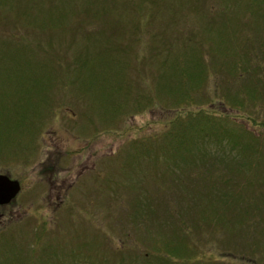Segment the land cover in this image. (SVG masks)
<instances>
[{
    "label": "rangeland",
    "instance_id": "374dc122",
    "mask_svg": "<svg viewBox=\"0 0 264 264\" xmlns=\"http://www.w3.org/2000/svg\"><path fill=\"white\" fill-rule=\"evenodd\" d=\"M69 1L52 0L51 5V0H14L10 5H0V55L8 49V43L13 44L10 41H17V36L22 35L36 48L42 45L49 50L41 51L43 57L50 53L55 56L52 83H46L50 95L43 103L49 107L44 109L43 116L36 120L34 117V125L30 123L37 105L35 96L43 90V82H39L48 75L46 69L38 66L27 72L28 79L20 93V96L24 94L23 102L21 99L15 101L17 114L11 116L8 125L11 133L9 129L7 132L0 130V157H3L0 173L21 180L23 184L19 197L0 206V264H145L143 256L149 248V232H161L162 229L156 226L154 215L147 212L145 218L138 219L132 214L133 201L140 197V188L154 193L153 199L162 204V197H174L175 193L184 196L188 192L183 191L184 187L177 189L169 178L171 171L177 172L174 162L163 158H160L164 160L161 164H157L160 162L156 159L152 163L124 160L132 139H151L152 143L160 139L170 116L168 103L155 95L157 106L150 105L139 112L131 110L130 114L119 117L128 112L127 100L133 99L135 92L142 94L145 91L149 96L161 83L169 80L176 68L175 52L182 58L181 71L185 79L186 67L188 71L192 69L190 53L177 50L192 41L185 36L190 33L184 35L182 32L195 27L199 35H204L210 16L212 19L216 16L218 23L223 21L222 11L226 4L224 0ZM235 2L242 5V12L237 16L246 14L244 21L247 18V23L255 24L253 16L245 11L250 0H233L232 3ZM62 7L67 10L63 27L57 23V28L49 31L42 25L39 27L36 21L44 20L41 14L46 22L56 21ZM225 18L233 17L229 14ZM229 22L234 23L235 19ZM251 25L247 27L249 33L253 28ZM97 29L106 33L105 38L113 42L112 48L98 54L94 71H84L85 82L75 89L63 82L69 75H64L66 67H73L76 51L86 47L84 34L87 30ZM49 39L54 49L49 48ZM96 43L93 41L92 48ZM205 43L208 46L211 41L206 39ZM92 51L96 52L95 49ZM219 60L217 54L214 61L218 63ZM196 68L205 80V66L197 65ZM198 95H194L196 99H199ZM205 104L217 114L235 113L220 102ZM244 113L264 122V104L251 105ZM113 116L117 119L111 122ZM241 122L239 118L225 122V125L240 129ZM17 124L21 129H17L15 135L12 130ZM249 125L254 130L253 125ZM255 131L262 138L260 148L264 154V126L256 127ZM228 134L233 141L245 140L242 135L246 134L231 130ZM210 146L211 161L203 162L205 168L221 171V175H215L219 182L211 187V192H215L213 195L218 197L217 194L227 188L242 193L246 199H257L251 196L262 191L260 199L264 200V156L261 169L252 173L243 167L235 168L233 160L239 158V152L227 139L223 144ZM207 147L200 150L209 158ZM203 152L199 155L204 157ZM188 155L191 157L192 152ZM202 167V162H191L184 169ZM161 177L164 181H160ZM201 182L199 189L209 188L204 180ZM191 184L186 186L189 188ZM218 204L215 213L221 211L219 201ZM164 214L163 211L159 215ZM214 216L215 224L219 225L221 215ZM219 234L206 229L192 242L199 243L205 255H214L216 264H231L225 263L220 256ZM226 236L224 232L222 240ZM5 239L13 241L6 244L2 241ZM204 254L205 261L209 260ZM236 255L249 259L250 264H264V252L260 249L254 254L245 251ZM232 260V264H247L240 259Z\"/></svg>",
    "mask_w": 264,
    "mask_h": 264
},
{
    "label": "trees",
    "instance_id": "16d2710c",
    "mask_svg": "<svg viewBox=\"0 0 264 264\" xmlns=\"http://www.w3.org/2000/svg\"><path fill=\"white\" fill-rule=\"evenodd\" d=\"M12 1L14 0H0V5H10ZM224 1L226 5L222 11V22L218 23L216 16L214 19L210 16L207 20L210 23L206 27L204 35H199L197 33L198 28L196 30L195 27L190 28L189 32H182L184 35L190 33V35L185 36L192 41L181 50H177L182 53L186 50L187 53H190L192 69L188 71V67H186V80L182 78V58L173 51L175 52L176 68L174 74L169 75V80L161 83L160 87L156 89L157 91H154L156 94L153 93L148 96L145 91L142 94L134 91V98H129L127 100L128 104L126 102L129 107L126 108L128 112L131 110L139 112V110L148 109L150 105L157 106L154 101L156 95L163 98L164 103H168L171 117L169 116V119L165 121L167 128L164 125L162 130L165 131L156 142L152 143L150 142L151 139L148 141L144 138L132 139L130 149L125 153L124 160L132 159L152 163L156 159L157 162H160L157 164H161L164 160L174 162L177 168L175 171L177 172L171 171L169 178L177 189H179L178 187H181V189L184 187L183 191L188 192L184 196H181L180 193H173L174 197H162L161 202L164 206L158 200L153 199L154 193L149 192V194L148 191L140 188V197H135L133 201L134 212L132 214L140 219V217L145 218L144 214L148 212L155 216L156 226L162 229L161 232H149L150 236L147 239L149 248L143 256L145 264L151 262H157L158 264H216L217 259L214 258V255H205L204 252H201L199 243L192 242V240H195L196 235L200 236L206 229L210 232H220L219 238L222 246L220 256L223 257L225 263L230 262L232 264V259L236 258L250 264L249 259L237 257L236 254L245 251L254 254L258 249L264 252V200L260 199L263 192L251 196L257 197V199H246V196L242 193H235L232 189L226 188L217 194L218 197H215L213 195L215 192H211V187L219 182L215 175L221 173V171H210L205 168L206 164L203 163H207L208 160L211 161L210 145L223 144V140L227 139L239 152V158L236 157L233 160L235 168L243 167L245 171L255 173L263 165L262 157L264 154L260 148L262 138L255 129L258 126L263 127L264 122H258L251 114H245L244 112L249 111L251 105L257 107L264 104V0H250L248 4L250 7H245V11L255 19L253 25L246 22L247 18L244 21L246 14L237 16L238 13L242 12L241 4L238 2L232 3L233 0ZM89 8L86 7V9ZM229 14L233 18L226 19L225 17ZM25 15L24 12L23 16ZM234 15L237 17H234ZM41 16L44 17V20L36 22L39 27L42 25L45 31H49L57 28L56 23V25L63 27V24L67 21V10L64 7L60 8L56 21L46 22L45 16L43 14ZM234 19V23L229 22L230 20L234 21ZM250 25L253 27L251 33L247 30ZM84 35L86 47L76 51L72 63L73 67L67 66V72L64 73V75H69L65 77L63 82L73 85L75 89L78 85L84 84V77L86 76L84 71L87 69L94 71L99 60L98 54L112 48L113 45V42L105 38L106 33L104 31L100 32L99 29L96 31L87 30ZM17 37L18 39L15 38L17 41H10L13 44L8 43L6 47L8 49L3 50L4 52L0 55V130L7 132L9 129L10 133L11 129L8 125L11 116L14 117L17 114L14 111L17 104L15 101L19 102L21 99V103L23 102L24 94L20 96V93L28 79V70L40 66L46 69L48 73L45 80L42 81L41 79L39 82L40 84L43 82V90L41 94L37 95L38 98L35 96L37 101L35 104L37 105L31 114L30 123H33L32 125L35 124L37 118L43 116L44 109L49 107L43 104L50 95L48 93L50 87L48 89L46 83H52L55 71L53 64L55 56L53 53L43 57L41 51L48 52V49H45L42 45L36 48L22 35ZM206 39L211 41L208 46L205 43ZM185 40L182 39L187 43ZM93 41L100 43L99 46L96 43V47L92 48ZM105 42L106 44L103 45ZM48 46L50 49H54L50 39ZM164 47L170 50V47ZM92 49H95L96 52H93ZM95 53L97 54L95 55ZM217 54L220 56V64L217 63L218 59L216 63L214 61ZM197 65L205 66V80L203 73L196 68ZM219 65H221L220 68ZM56 76L57 79L60 78L59 75ZM234 82L237 84H234ZM15 90L16 93L14 94ZM195 94H199V99L195 98ZM206 102L211 104L220 102L224 104V107L233 109L235 113L217 114L213 108L205 104ZM128 112L126 111L119 118L131 113ZM239 118L242 119L240 129L225 125V122L229 123V121H236ZM115 119H117L116 116H113L111 122ZM249 123L253 125L254 130L250 125L248 126ZM18 126L19 124L12 130L14 131L12 134L17 132ZM230 130L238 134H246L242 135L245 142L240 138L235 141L231 140L228 134ZM15 135L13 138H15ZM153 138L155 139L156 136H153ZM0 140L2 139L0 138ZM251 142L255 144L254 147H252ZM204 147H207L209 158L203 150H200ZM190 152H192L191 157L188 155ZM202 152L204 157L199 155ZM160 158L164 160L161 161ZM0 159H3V157H0ZM191 162H202L203 167L190 170L184 169ZM193 172L196 173L193 174ZM162 178L160 181H164ZM202 180L209 188L199 189L198 185L203 183ZM156 182L158 184V180ZM191 182L190 190L186 184L189 185ZM240 192H242V189H240ZM145 195H149V197H142ZM218 201L221 204V211L215 213V209L219 207ZM163 211L165 214L163 216L159 215ZM211 214L221 215L219 225L215 224V216ZM224 232L227 233V236L225 240H222L221 235ZM2 241H6V244H8L9 241L13 240L5 239ZM2 241V245L5 246ZM211 245L215 244L212 243ZM223 247L226 248L223 249ZM203 254L209 260L205 261Z\"/></svg>",
    "mask_w": 264,
    "mask_h": 264
},
{
    "label": "water",
    "instance_id": "95a60500",
    "mask_svg": "<svg viewBox=\"0 0 264 264\" xmlns=\"http://www.w3.org/2000/svg\"><path fill=\"white\" fill-rule=\"evenodd\" d=\"M21 189L20 182L0 173V205L10 203Z\"/></svg>",
    "mask_w": 264,
    "mask_h": 264
},
{
    "label": "flooded vegetation",
    "instance_id": "af4514ba",
    "mask_svg": "<svg viewBox=\"0 0 264 264\" xmlns=\"http://www.w3.org/2000/svg\"><path fill=\"white\" fill-rule=\"evenodd\" d=\"M12 178V177H11ZM12 179H14V178H12ZM15 180H17V179H15ZM19 182H20V185H21V189H20V191L18 192V194L15 196V198L14 199H16V197H19L20 196V194H21V191L23 190V184H22V182H21V180H18ZM13 199V200H14ZM12 200V201H13ZM9 204V203H8ZM4 205H7V204H4ZM0 206H3V205H0Z\"/></svg>",
    "mask_w": 264,
    "mask_h": 264
}]
</instances>
